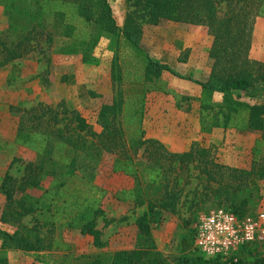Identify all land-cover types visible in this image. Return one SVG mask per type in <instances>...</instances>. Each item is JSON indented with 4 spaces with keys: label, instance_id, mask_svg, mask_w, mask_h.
<instances>
[{
    "label": "trees",
    "instance_id": "16d2710c",
    "mask_svg": "<svg viewBox=\"0 0 264 264\" xmlns=\"http://www.w3.org/2000/svg\"><path fill=\"white\" fill-rule=\"evenodd\" d=\"M0 3L6 6L9 18L20 20L19 30L13 23L0 29V67L32 51L33 41L43 38L52 41L54 32L46 29L52 15L53 25H62L61 35L87 41V31L76 35L74 21L79 19L115 37L116 42L124 40L138 54H144L141 22L146 19L153 24L168 20L202 25L212 37L213 59L208 77L195 79L201 85L202 124L208 129L223 126L240 133L260 132L252 148L250 168L221 163L209 147L200 144L178 152L158 138L147 137L146 95L155 87L153 80L164 71L183 77L172 65L148 54L144 55L143 75L136 74L131 82L137 86L136 91L127 94L120 89L111 102L102 104L99 132L79 111L71 119L75 126L71 123L59 126L56 120L52 125L44 113L38 114L37 108L24 110L15 142L33 149L37 160L26 166L21 179L6 173L1 183L8 207L12 206L4 211L2 219L6 221L11 215L19 226L13 232L0 228V264H9L4 253L8 248L39 251L67 246L59 238L51 240L41 233L44 226L52 232L58 223L65 229L90 234L95 245H103L102 231L97 228V218L103 214L97 197L101 187L93 182L94 168L89 163H80L79 152L91 158L114 154L113 171L136 176L138 185L157 186L165 182L161 200H148L147 210L137 219L135 247L98 251L84 258L82 264H264V256L256 253V242L242 246L243 256L232 254L223 260L221 255L206 256L195 246V227L183 240L181 252L170 260L157 249L149 223L150 214L157 208L175 211L189 183L191 164L198 170L196 193L200 202L213 200L239 216H245L251 206L260 202V180L264 179V101L258 100L264 95V60L252 58L250 50L255 18L264 17V0H132L133 9L122 26L117 23L109 0H0ZM224 4L226 9L222 12ZM115 61L113 76L123 80L121 67ZM239 91L246 92L254 102L242 99L236 94ZM216 94L222 95L220 102L215 100ZM86 134L94 137L90 143L86 142ZM48 175L53 177L50 186L40 195L28 191L42 187V177ZM117 195L119 199L134 198L138 205L144 204L136 188L122 189ZM30 214L41 216L32 226L21 223ZM193 243L195 250L191 249ZM61 258L57 259L58 264H70Z\"/></svg>",
    "mask_w": 264,
    "mask_h": 264
},
{
    "label": "rangeland",
    "instance_id": "374dc122",
    "mask_svg": "<svg viewBox=\"0 0 264 264\" xmlns=\"http://www.w3.org/2000/svg\"><path fill=\"white\" fill-rule=\"evenodd\" d=\"M109 3L117 23L122 26L133 9L132 0H109ZM225 9L224 4L222 12ZM5 11L6 6L0 3V29H6L13 23L15 29L19 30L17 23L20 20L9 18ZM50 21L46 29L54 32L52 41L44 38L33 41L35 47L32 51L0 67V228L13 232L19 226L11 215L6 221L2 219L4 211L12 209V206L8 207L6 195L1 189L6 173L21 179L26 166L37 160L33 149L15 142L24 110L37 108L38 114L44 113L52 125L56 120L59 126L66 123L75 126L76 122L71 119L74 112L79 111L99 132L102 127L98 123V114L102 104L111 102L120 89L126 90L127 94L136 91L137 86L131 82L136 74L143 75L145 54L172 65L183 74L180 77L164 71L153 80L155 87L146 95V136L158 138L170 150L178 152L200 144L209 147L212 155L221 163L250 168L252 148L260 135L259 131L240 133L223 126L208 129L201 122V85L195 79H206L213 65L210 56L212 37L206 27L168 20L153 24L146 19L141 22L144 54H138L124 40L116 42L115 37L113 39L82 20L76 19L74 23L77 25V36L88 32L85 42L61 35L62 25H53V15ZM250 56L264 60V17L255 18ZM114 60L121 67L123 80L113 76ZM237 93L242 99L254 102L247 97L246 92ZM215 100L220 102L222 95L216 94ZM258 101H264V95ZM85 138L87 143L94 139L91 134H86ZM115 157L114 154L104 153L91 158L79 152L80 163H89L94 168L93 182L101 187L97 197H100L103 214L97 218V228L102 231V246L95 245L92 235L65 229L58 223L52 232L48 231V226H44L41 233L48 235L51 240L59 238L67 246L39 251L8 248L4 252L8 263L58 264L57 259L62 257L63 260H69L70 264H82L84 258L98 251L114 252L135 247L139 229L137 219L147 210L148 200H161L165 182L157 186L138 185L136 176L113 171ZM197 174L198 170L191 164L189 183L175 211L157 208L149 217L156 247L170 260L181 252L183 240L190 236V231L202 214L217 207L230 209L213 200L200 202L196 193ZM52 178L51 175L42 177V187L30 188L28 191L40 195L43 189L50 186ZM260 187V202L251 206L246 215L264 212V179L260 180ZM133 188L139 190L138 196L143 199V205H138L134 198L124 200L117 197L122 189ZM39 216H24L21 223L32 226ZM256 243L257 255L264 256V238ZM193 248L194 243L191 249L195 250ZM241 248L233 254L243 256L245 251H240ZM229 256L222 257V260Z\"/></svg>",
    "mask_w": 264,
    "mask_h": 264
},
{
    "label": "built area",
    "instance_id": "2783aa9c",
    "mask_svg": "<svg viewBox=\"0 0 264 264\" xmlns=\"http://www.w3.org/2000/svg\"><path fill=\"white\" fill-rule=\"evenodd\" d=\"M263 238L264 212L239 216L230 209L217 207L202 214L195 224V246L208 257H227Z\"/></svg>",
    "mask_w": 264,
    "mask_h": 264
}]
</instances>
